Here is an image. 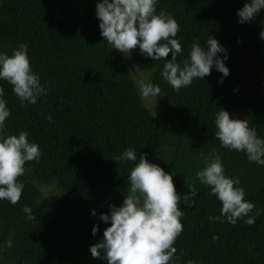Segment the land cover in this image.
<instances>
[{
    "label": "trees",
    "instance_id": "1",
    "mask_svg": "<svg viewBox=\"0 0 264 264\" xmlns=\"http://www.w3.org/2000/svg\"><path fill=\"white\" fill-rule=\"evenodd\" d=\"M95 2L0 0V52L11 55L26 43L31 66L47 86L37 103L21 104L12 86L0 80L11 113L5 133L27 131L42 153L38 161L26 162L25 174L17 178L24 183L20 200H0V245L10 233L13 241L0 247V264H107L92 257L89 247L109 226L99 214L110 204L120 205L127 194L133 162L113 158L128 147L148 153L151 162L172 173L178 193L189 192L193 184L198 189L191 206L180 202L183 231L170 264H264V166L220 147L213 122L224 108L264 137V40L259 38L264 10L241 24L236 10L245 0H159L157 12L171 13L181 26L177 37L183 52L177 62L197 38L206 46L209 35L228 55L230 71L222 83V74L212 69L203 80L175 91L160 74L163 59L152 61L138 46L123 54L103 41ZM133 67L160 86L154 99L166 111L167 125H159L138 95ZM213 148L221 153L226 173L239 177L245 199L255 204L249 213L255 215L253 224L244 218L235 225L209 219L220 214L221 204L195 173L203 166L200 153ZM37 184L55 191L43 195ZM25 205L35 219H26Z\"/></svg>",
    "mask_w": 264,
    "mask_h": 264
},
{
    "label": "clouds",
    "instance_id": "2",
    "mask_svg": "<svg viewBox=\"0 0 264 264\" xmlns=\"http://www.w3.org/2000/svg\"><path fill=\"white\" fill-rule=\"evenodd\" d=\"M158 3L159 0H96L95 16L103 41L123 54L129 55L138 46L140 53L152 61L163 59L160 74L175 91L191 85L194 79L203 80L212 69L222 74L218 79V83H222L230 71L225 63L226 48L212 35L206 46L197 38L187 57L177 62L178 54L183 52L177 37L181 26L171 13L163 9L157 12ZM261 10H264V0H245L236 10L237 22H250ZM259 38L264 40V29L259 32ZM169 53L171 59L166 60ZM0 80L12 86L21 104H35L38 97L47 94L46 83H41L39 74L31 66L26 43L13 49L11 55L0 52ZM136 86L142 99L160 97V86L150 79H139ZM219 109L213 122L220 147L243 152L248 161L264 166V137L258 135L247 119ZM10 114L4 88L0 87V200L16 204L24 189V183L17 178L25 174L26 162L38 161L42 153L40 146L28 139L27 131L5 133V122ZM47 119L51 120V115ZM147 156L148 153L138 154L135 148L128 147L113 158L133 163L127 177V194L123 195L120 205L110 204L107 213L99 214V219L109 226L103 230L102 238L89 247L92 257L106 260L107 264H170L177 252L174 244L183 231L181 218L184 216L179 205L184 201L191 206L198 189L193 184L189 192L178 193L172 173L151 162ZM200 156L203 166L195 176L200 184L208 186L209 195L215 196L221 204L220 214L209 219L235 225L238 219L244 218V223L253 224L255 215L249 213L255 204L245 199V188L239 177L226 173L221 153L213 148L201 152ZM23 212L26 219H35L28 205L23 207ZM91 214L96 215L95 209ZM97 231L98 226L94 224L91 233L95 235ZM11 236L10 233L0 247H11ZM212 239L218 236L213 235Z\"/></svg>",
    "mask_w": 264,
    "mask_h": 264
},
{
    "label": "rangeland",
    "instance_id": "3",
    "mask_svg": "<svg viewBox=\"0 0 264 264\" xmlns=\"http://www.w3.org/2000/svg\"><path fill=\"white\" fill-rule=\"evenodd\" d=\"M127 59H128V57H127ZM128 61H129V59H128ZM132 74H133V77H134L136 82L142 78L149 79L148 73L138 71V70L134 69V67L132 68ZM142 100H143L144 104L153 112L155 117L158 119L160 126H164V125L168 124L169 119L166 116V111L155 101L154 98H148V99H142ZM37 186L41 190L43 195L48 194V193H52L55 191L51 185L49 186V185L37 184Z\"/></svg>",
    "mask_w": 264,
    "mask_h": 264
}]
</instances>
